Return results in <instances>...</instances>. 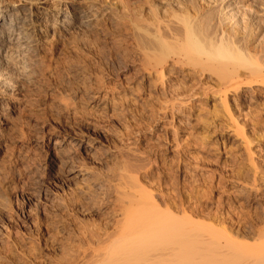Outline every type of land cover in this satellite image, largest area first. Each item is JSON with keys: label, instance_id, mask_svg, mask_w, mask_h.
I'll return each instance as SVG.
<instances>
[{"label": "rangeland", "instance_id": "1", "mask_svg": "<svg viewBox=\"0 0 264 264\" xmlns=\"http://www.w3.org/2000/svg\"><path fill=\"white\" fill-rule=\"evenodd\" d=\"M97 1L129 12L142 3ZM150 1L221 30L245 57L234 82L186 69L113 85L106 74L134 54L115 21L88 28L85 45H54L48 68L14 85L18 99L0 111V264H80L81 235L113 234L122 186L142 203L149 193L160 209L183 207L242 234L255 231L229 223L227 211L263 221L264 199L248 207L233 191L254 184L264 193V0ZM74 64L95 75L77 77Z\"/></svg>", "mask_w": 264, "mask_h": 264}, {"label": "bare ground", "instance_id": "2", "mask_svg": "<svg viewBox=\"0 0 264 264\" xmlns=\"http://www.w3.org/2000/svg\"><path fill=\"white\" fill-rule=\"evenodd\" d=\"M232 1L233 6L239 2ZM141 2V7L136 5L138 9H133L136 11L129 12L131 5L128 4L130 7L125 6L127 10L129 8L128 11L123 6L118 13L114 6L97 0H0V111L3 113V106L12 103L9 100L18 99L17 89L22 81L30 82L35 72L48 68L54 45L63 44L66 40L76 42V45L84 44L88 38L87 29L99 26L101 21H115L120 27H127V38L132 44L129 46L133 47L135 54L129 61L117 62L115 71L106 74L113 85L123 86L133 79L153 75L162 78L165 73L186 69L200 74L212 71L220 74L219 77L223 76L228 85L234 82L236 67L244 62L245 57L239 50L233 49L235 47L228 43L221 30L220 33L207 31L198 14L178 12V7L173 6L175 4L170 5L171 9H166L170 6L158 9L150 0ZM124 3L127 5V2ZM80 64H74L77 77L84 79L95 75V72L88 71ZM261 70L254 71L260 73ZM98 79L95 89L100 90L105 82L100 75ZM14 85L17 89L12 88ZM98 90L93 92L98 94ZM101 96L95 95L94 98L101 100ZM3 115L0 114V122H5ZM54 144L58 145L59 142ZM251 186H242L233 191L234 196L243 199L241 204L248 207L259 205L264 199L261 187ZM125 188L122 186L113 194L119 208L113 234L79 235L75 262L264 264V206L259 205L261 212L257 210L261 214L259 218L263 220L258 227L255 226L258 223H253L252 215L246 218L239 208L237 211L233 209L235 212L227 211L229 223L233 224L231 220L239 218L244 221V227L248 228L246 230L255 231L248 235L242 234L239 228L229 230L230 224L224 222L218 228L213 225L214 222L195 221L190 211L188 213L183 207L174 212L167 208L160 209L145 191L142 203L141 198L140 201L134 199L135 192L130 197V190L126 192Z\"/></svg>", "mask_w": 264, "mask_h": 264}]
</instances>
